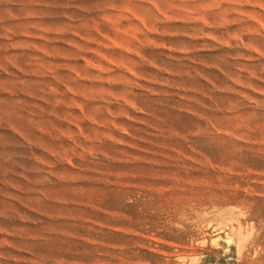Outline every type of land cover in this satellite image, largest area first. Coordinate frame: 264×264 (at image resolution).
<instances>
[{"label":"rangeland","instance_id":"1","mask_svg":"<svg viewBox=\"0 0 264 264\" xmlns=\"http://www.w3.org/2000/svg\"><path fill=\"white\" fill-rule=\"evenodd\" d=\"M0 264H264V0H0Z\"/></svg>","mask_w":264,"mask_h":264}]
</instances>
